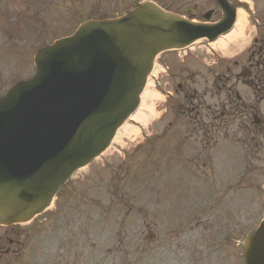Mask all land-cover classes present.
<instances>
[{
  "label": "rangeland",
  "instance_id": "374dc122",
  "mask_svg": "<svg viewBox=\"0 0 264 264\" xmlns=\"http://www.w3.org/2000/svg\"><path fill=\"white\" fill-rule=\"evenodd\" d=\"M135 1L139 0H0V96L16 83L32 76V58L38 50L50 45L58 37L70 35L85 19L112 18L130 9V4ZM160 1L164 5L169 3V0ZM175 1L172 9H177L179 4L186 1L189 4L192 1L193 4L203 3V0ZM239 1L251 5V0ZM181 13L188 16L194 11ZM236 28L239 30L238 23ZM225 47L228 49L225 50ZM225 47L220 48L200 41L184 57L183 53L178 57L172 52L159 56L158 64L164 65L165 62L169 67V73L175 78V82L172 81L174 88L178 82L176 78L181 75L180 71H202V63L211 64L215 61L216 54L231 55V49L236 50L237 45L235 42L230 45L226 42ZM181 57L185 61L182 64L179 61ZM158 67L149 79V88L154 97L141 98L139 113L145 116V120L140 123L130 120L126 127L133 131L124 136L121 129L106 153L88 169L78 172L71 182V187L80 192H86L90 183H98V196L113 200L112 206L101 205L98 208L96 220L92 218L90 222H86V234H98L101 240V255L97 262L243 264L242 249L240 246L236 247L235 243H230L229 239L240 241L239 231L242 227L247 234L261 220L264 212V175L259 176L257 190L245 187L242 191V185H235L233 191L221 185L222 190H219L220 174L223 171L227 173V182H230L235 169H228L227 165H223L215 157L212 182L204 187L193 186L190 178L197 180L198 184L200 180L208 183L204 179L210 177L203 178L196 171L183 173L184 168L178 169V161L171 155L172 152L166 151L159 156L161 143L155 138L169 121L162 113L168 102L166 93L172 94V90L167 84L168 72L159 73ZM145 136L150 141H145ZM187 145L186 149L189 148V144ZM182 154L191 157V154L183 151ZM124 157L125 162L122 163ZM161 163L167 165L165 170ZM125 164L129 166L127 173L124 171ZM175 168L181 173L174 174ZM115 173L118 174L119 184L114 181L108 184ZM245 175L251 181L258 177L256 172L248 169ZM122 176L126 178H121ZM111 192L113 195L109 196ZM219 195L222 196L217 206L210 208L205 204ZM63 198L59 196L58 200ZM241 199L244 201H240ZM198 207L199 217L182 228L183 232H178L180 228L176 229L178 233L174 232L173 227L181 223V218L186 215L184 212L189 214ZM43 217L37 220V225L39 231L45 234L47 229ZM175 234L183 236L178 235L177 240ZM220 239L229 242L226 252L216 246V241Z\"/></svg>",
  "mask_w": 264,
  "mask_h": 264
},
{
  "label": "water",
  "instance_id": "95a60500",
  "mask_svg": "<svg viewBox=\"0 0 264 264\" xmlns=\"http://www.w3.org/2000/svg\"><path fill=\"white\" fill-rule=\"evenodd\" d=\"M194 23L145 3L112 20L87 21L34 55V76L0 98V224L26 222L73 173L99 157L136 111L156 57L234 22ZM244 264H264V219L247 236Z\"/></svg>",
  "mask_w": 264,
  "mask_h": 264
},
{
  "label": "flooded vegetation",
  "instance_id": "af4514ba",
  "mask_svg": "<svg viewBox=\"0 0 264 264\" xmlns=\"http://www.w3.org/2000/svg\"><path fill=\"white\" fill-rule=\"evenodd\" d=\"M143 1H153L175 13L193 10L195 14L191 16L198 21H202L208 12V22H217L221 17L212 0H203L202 4L186 1L177 9H172V5L176 4L174 0H169L167 6L160 0H139L130 5L133 8ZM234 4L244 14L237 50L229 56H218L211 64L202 63V71H180L174 88L172 81L175 82V78L168 69L167 84L168 88L171 86L172 94L166 93L168 102L162 116L168 117L169 121L155 139L161 143L159 155L172 152L178 161V169L184 168L183 173L196 171L203 178L210 177L204 179L208 183L200 180L198 184L197 180L190 178L193 186L204 187L212 182V165L217 157L228 169H235L230 182H227V173L223 171L220 174L219 190H222L221 185L230 191L235 185H242V191L245 187L254 191L257 190L259 176L264 175V0H252V7ZM145 141H150V138ZM187 144L189 148L186 149ZM182 151L191 154V157L184 156ZM166 166L161 163L163 170ZM128 169L125 164L126 173ZM178 169H173L174 174L181 173ZM247 169L256 172L258 177L251 181L244 176ZM124 176L121 178H126ZM117 178L115 173L108 184L113 181L119 184ZM112 195L111 192L109 196ZM59 196L64 198L58 200ZM221 196L205 204L213 208L218 205ZM109 200L98 196V183H90L86 192H80L69 182L57 194L45 216V234L39 231L35 220L26 225L0 226V264H100L97 261L101 255V240L98 234H86V222L92 218L96 220L101 205L112 206L113 200L108 203ZM184 213L186 217L187 213ZM197 216L199 214L194 219L181 218L183 221L177 225L181 229L178 232H183L182 228L196 220ZM239 232L242 240L244 228ZM175 235L177 240L178 235L183 236ZM229 240L239 246L238 240ZM229 242L220 239L216 241V246L226 252ZM181 245L182 242L179 243ZM180 250L184 251L183 248Z\"/></svg>",
  "mask_w": 264,
  "mask_h": 264
},
{
  "label": "bare ground",
  "instance_id": "6f19581e",
  "mask_svg": "<svg viewBox=\"0 0 264 264\" xmlns=\"http://www.w3.org/2000/svg\"><path fill=\"white\" fill-rule=\"evenodd\" d=\"M239 17H238V20H237V23L239 24L240 26V29H241V23L243 22V15L241 13H239ZM237 38V33L236 32H232L231 34L219 39L218 41H216L214 44H212L213 46H218L220 48H223L226 46V42H231L233 41L234 39ZM155 73V70L152 72V74ZM151 86V82L148 81L146 86H145V89L143 91V95H141L142 97L141 98H153L154 97V93L153 91L150 90V87ZM141 107V106H140ZM129 120H132L134 121L135 123H140L141 121L145 120V116L140 114L139 113V109L134 113L133 116L130 117ZM133 129H129L128 127L123 126L122 127V134L125 136L129 133H131Z\"/></svg>",
  "mask_w": 264,
  "mask_h": 264
}]
</instances>
